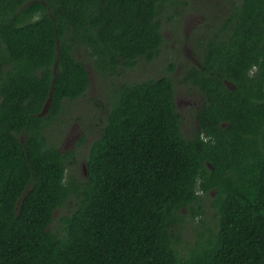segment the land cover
Segmentation results:
<instances>
[{
  "label": "trees",
  "instance_id": "obj_1",
  "mask_svg": "<svg viewBox=\"0 0 264 264\" xmlns=\"http://www.w3.org/2000/svg\"><path fill=\"white\" fill-rule=\"evenodd\" d=\"M189 4L210 9L0 0V61L14 63L0 75V264H264V0H218L190 37L186 115L171 75L124 78L167 56L163 21L180 29ZM90 67L110 89L79 178L48 132ZM196 217L211 226L187 240Z\"/></svg>",
  "mask_w": 264,
  "mask_h": 264
},
{
  "label": "rangeland",
  "instance_id": "obj_2",
  "mask_svg": "<svg viewBox=\"0 0 264 264\" xmlns=\"http://www.w3.org/2000/svg\"><path fill=\"white\" fill-rule=\"evenodd\" d=\"M191 1L194 0H190V2ZM209 1L210 9L206 14L198 12L197 7L191 4L183 8L180 16L177 18V21L180 22V29L175 28L172 23L168 22V20H164L163 32L169 44V46L165 47L164 49L167 56L160 55V59L158 61H140L136 67L129 69L124 73V78L129 81H134L146 78L148 76H158L160 74H168L176 79L177 76L181 77L182 71L180 68H175L173 72H170L169 69L166 70L167 65L170 62H174L176 65L178 63L187 64L188 59L184 58L185 55L189 59L193 57L192 52L189 51L188 47L185 48V46L190 45V37L194 35L196 30L199 29L205 18L207 16L213 15L214 5L218 0ZM227 1L228 0H225V3ZM213 22L215 21L211 20V23ZM181 34H186L185 37L187 39L182 40L183 37ZM175 46L177 51L171 49ZM89 75L90 83L85 94L81 95L75 100L65 102L62 112L57 117L56 121L53 123L48 132L49 141H52L60 151L70 149H74L76 151L78 161L70 169H73V172H76L79 178H85L84 160H81V156L87 149V145L89 144L88 141L95 138L98 134L97 130L99 127L104 125V118L102 116L103 106L108 99L107 92H109L108 90L110 89V86L108 85L109 82H104V80L100 78V76L96 74L91 67L89 69ZM177 81L176 103L178 102L180 110H182L184 113H188L190 112L189 107L194 106V97L197 96L198 98V95L196 93H192L193 96L189 97L188 94L182 92L183 90L181 85L183 82H179V80ZM42 114L43 112L40 113V115ZM83 133H86V142L83 145L78 146L77 142L80 140ZM207 211L208 212L204 216V219H206V222H211L209 217L210 210L208 209ZM207 226H211V224L205 223L201 225L198 223L197 217L194 220H190L185 226L186 230H183L185 233V238L187 240H193L195 237V233L193 232L194 227L199 228L200 230Z\"/></svg>",
  "mask_w": 264,
  "mask_h": 264
},
{
  "label": "flooded vegetation",
  "instance_id": "obj_3",
  "mask_svg": "<svg viewBox=\"0 0 264 264\" xmlns=\"http://www.w3.org/2000/svg\"><path fill=\"white\" fill-rule=\"evenodd\" d=\"M3 47H5V46H1V48H3ZM6 48V52L9 50L7 47H5ZM4 48V49H5ZM3 49V50H4ZM1 57H3V55H1ZM191 59H192V61L191 62H188L187 64L185 63V65H191V64H193V65H199V66H201L200 64H199V62L197 61V60H194V58L193 57H191ZM5 62V63H4ZM0 61V75L1 74H3V70L4 69H8L9 68V66H11V65H14V63L12 62V61ZM175 68H180L181 69V71H182V76L181 77H179V76H177V79L176 78H174V80H183V79H186V80H190V79H188L187 78V69L186 68H184V66H182L181 64H177L176 66H175ZM3 78H1V76H0V80H2ZM226 82V84L228 85V86H230V87H232L233 86V84L231 83V82H228V81H225ZM176 105L179 107V105H178V102L176 103ZM190 108V110H191V106L189 107ZM182 111V110H181ZM182 113L184 114V115H186V113H184L183 111H182ZM189 113V112H188Z\"/></svg>",
  "mask_w": 264,
  "mask_h": 264
},
{
  "label": "water",
  "instance_id": "obj_4",
  "mask_svg": "<svg viewBox=\"0 0 264 264\" xmlns=\"http://www.w3.org/2000/svg\"><path fill=\"white\" fill-rule=\"evenodd\" d=\"M48 104H49V99L46 101V103H45V105L43 107V110L41 112H43V113L46 112ZM84 171L86 172V168H84Z\"/></svg>",
  "mask_w": 264,
  "mask_h": 264
}]
</instances>
